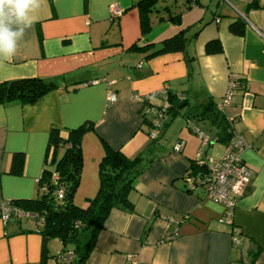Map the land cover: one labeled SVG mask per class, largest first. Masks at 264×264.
I'll return each mask as SVG.
<instances>
[{"label": "crops", "instance_id": "crops-1", "mask_svg": "<svg viewBox=\"0 0 264 264\" xmlns=\"http://www.w3.org/2000/svg\"><path fill=\"white\" fill-rule=\"evenodd\" d=\"M137 1L39 0L28 12L30 24L10 25L17 32L16 47L10 58L0 57V83L39 77L60 88L33 104H0V201L37 197L51 128L92 124L94 131L82 138L75 204L85 206L97 191L101 139L148 165L128 196L131 209L110 211L83 264H128V254L138 255L141 264H264V0H198L188 9L181 0H161L143 35ZM253 1L257 7L248 9ZM111 7L120 10L115 23ZM181 10L179 24L167 20ZM239 18L245 27L235 35L229 27ZM199 27L188 49L190 63L182 53L151 55L162 41ZM212 40L220 42L221 53L205 52ZM231 75L243 87L223 114L236 119L235 130L247 145L242 158L252 173L233 212L232 225L242 236L236 248L231 227L220 222L224 207L199 192H186L182 180L200 147L187 123L204 134L195 120L208 123L183 114H196L208 101L217 104ZM164 86L187 102L175 117H166L154 141L149 133L162 100L152 98L145 106L131 97ZM108 90L116 101L108 102ZM179 116L184 123L170 133ZM178 142L181 150L175 151ZM223 147L216 142L206 151L216 157ZM14 155L23 160L20 174L11 171ZM185 215L188 219L180 221ZM39 230L29 218L0 219V264H42ZM47 248L43 264H59V241L49 240Z\"/></svg>", "mask_w": 264, "mask_h": 264}, {"label": "trees", "instance_id": "trees-1", "mask_svg": "<svg viewBox=\"0 0 264 264\" xmlns=\"http://www.w3.org/2000/svg\"><path fill=\"white\" fill-rule=\"evenodd\" d=\"M159 1L161 0H138L136 2L142 35L150 30L149 14ZM181 4L184 9H188L199 3L198 0H181ZM247 7L249 9L257 6L253 1ZM182 11L168 15L167 20L179 24ZM244 27V20L239 18L231 23L229 28L233 34L242 35ZM200 29L201 27L192 32L180 31L175 36L162 41L151 55L182 53L185 62L190 63L193 56L188 49ZM205 52L208 54L221 53L222 46L218 40L209 41L205 46ZM235 82L236 93L243 87V83L239 80ZM59 88L60 85L56 81L39 77L1 82L0 104L9 102H18L22 105L33 104L48 92ZM167 101L166 114L168 117H175L179 114L187 102L186 99L182 100L180 96L176 97L170 93L167 94ZM143 104L146 106L148 102H143ZM186 115L183 114L186 119L193 116L200 121H208L209 125L217 129L215 134L217 142L223 145L227 144L232 134L237 133L234 122H231L234 118H226L223 111L217 109V104L211 101L202 105L196 114ZM167 121L163 122L164 126ZM92 130L94 131L93 125L87 123L63 131L55 127L51 128L42 172L37 182L41 195L30 200L9 201L27 212L38 215L41 223L34 221L40 228L39 233L42 237V264L48 255L47 242L51 239H57L61 246L56 257L59 264H83L110 211L131 209L128 196L134 189L137 178L148 165L143 157L127 158L119 149L111 148L101 139L103 155L98 164L97 191L92 198L87 199L85 206L75 204L74 195L78 189L82 171V138L85 133ZM207 148H204L206 154H208ZM196 161L197 159L191 162L190 169L185 174L197 169ZM22 162L21 155L13 156L11 171L14 174L22 172ZM186 217L188 219V216ZM68 251L72 252L73 258L67 263L63 257Z\"/></svg>", "mask_w": 264, "mask_h": 264}, {"label": "built area", "instance_id": "built-area-1", "mask_svg": "<svg viewBox=\"0 0 264 264\" xmlns=\"http://www.w3.org/2000/svg\"><path fill=\"white\" fill-rule=\"evenodd\" d=\"M110 15L113 23L117 21L120 16V10L116 7L110 8ZM233 75L229 77L228 87L222 99L217 103V109L223 111L225 108L232 105L235 95L236 82ZM168 87L164 86L158 92L146 95L144 97L133 95L132 100L143 103L149 102L150 99L156 98L162 100L161 105L158 107L152 122L153 130L149 133L150 140H155L159 136L160 129L163 122L166 121V106H167ZM182 100L183 98L180 97ZM108 102L116 101V94L107 91ZM235 120L231 122L235 123ZM188 129L191 130L200 140V148L197 151L196 170H190L182 178L184 190L188 193H201L204 198L213 201L224 207V213L220 222L231 227V242L233 247L240 246L242 236L240 232L232 225L233 212L237 206L239 199L242 197L246 186L251 179V170L244 163L242 154L247 148L246 143L238 134H232L227 144L223 147V152L218 157L206 154L204 148L209 147L217 142V137H209L202 131L197 130L191 122L187 123ZM182 142L174 145L175 151H180ZM11 218L23 219L29 218L40 224L41 221L38 215L32 214L23 210L22 208L12 204L9 201H0V219L7 222ZM39 219V220H38ZM183 217L180 221L186 220ZM73 258L71 251L64 254L63 260L69 262ZM128 264H141L138 255L128 254L126 256Z\"/></svg>", "mask_w": 264, "mask_h": 264}, {"label": "clouds", "instance_id": "clouds-1", "mask_svg": "<svg viewBox=\"0 0 264 264\" xmlns=\"http://www.w3.org/2000/svg\"><path fill=\"white\" fill-rule=\"evenodd\" d=\"M38 3L39 0H0V57L10 58L15 51L17 32H13L10 25L30 24L28 12Z\"/></svg>", "mask_w": 264, "mask_h": 264}, {"label": "rangeland", "instance_id": "rangeland-1", "mask_svg": "<svg viewBox=\"0 0 264 264\" xmlns=\"http://www.w3.org/2000/svg\"><path fill=\"white\" fill-rule=\"evenodd\" d=\"M156 114V113H155ZM154 114V115H155ZM154 117V116H153ZM191 118V120H193V116L192 117H190ZM151 119V118H150ZM178 122L179 123H184V121H183V119L181 118V116H179V117H177L171 124H170V126H171V129H170V133H173L174 131H175V129H176V126H177V124H178ZM191 122V121H190ZM195 123H197V124H199V126H200V128L203 130V131H205V134L207 135V136H209V137H214L215 136V132H216V128L215 127H213V126H211V125H209V123H205V124H203V123H200V122H198V121H196L195 120ZM205 126V127H204ZM178 133V132H177ZM177 133L175 134V137H176V135H177ZM217 147H219L220 145L219 144H217L216 145ZM58 155H59V151H58ZM57 155V156H58ZM59 157V156H58ZM216 157H218V156H216ZM41 195V191H40V189H38V193H37V197L38 196H40ZM30 220V222H32V219H29ZM25 221H27L26 219H25Z\"/></svg>", "mask_w": 264, "mask_h": 264}]
</instances>
